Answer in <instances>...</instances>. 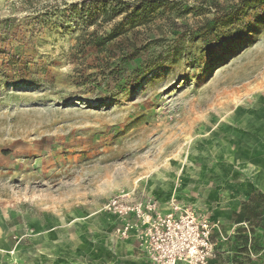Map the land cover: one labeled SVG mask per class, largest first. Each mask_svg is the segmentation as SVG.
I'll return each mask as SVG.
<instances>
[{
	"label": "rangeland",
	"instance_id": "obj_1",
	"mask_svg": "<svg viewBox=\"0 0 264 264\" xmlns=\"http://www.w3.org/2000/svg\"><path fill=\"white\" fill-rule=\"evenodd\" d=\"M169 1L107 41L101 0H0V264H157L120 194L209 223L206 264H233L264 193V3Z\"/></svg>",
	"mask_w": 264,
	"mask_h": 264
},
{
	"label": "built area",
	"instance_id": "obj_2",
	"mask_svg": "<svg viewBox=\"0 0 264 264\" xmlns=\"http://www.w3.org/2000/svg\"><path fill=\"white\" fill-rule=\"evenodd\" d=\"M120 194L110 200L108 208L122 216H134L141 227V239L150 258L157 264H176L188 260L206 264L213 255L212 227L191 215L177 212L163 215L155 201L133 200ZM194 259V260H193Z\"/></svg>",
	"mask_w": 264,
	"mask_h": 264
},
{
	"label": "trees",
	"instance_id": "obj_3",
	"mask_svg": "<svg viewBox=\"0 0 264 264\" xmlns=\"http://www.w3.org/2000/svg\"><path fill=\"white\" fill-rule=\"evenodd\" d=\"M101 1L102 10L105 14H110L112 16L111 19L123 15L122 20L116 22L108 32L107 41H112L137 27L147 25L152 21L154 15H157L158 9H165L167 6L171 5L169 0H133L124 3L115 0ZM261 1L259 3H264V0ZM85 10L88 11L89 9L85 8ZM236 12H240V9ZM234 15H236L234 11L228 13V21L229 19L232 20ZM232 35L233 38L235 36L236 39L241 38V32ZM127 57L129 58L128 60H134L138 57V53L130 52ZM158 59L159 58L155 56V58H152V60L146 64V67H142L144 74L161 64V61ZM235 222L239 223L240 227L235 236L234 244L236 254L233 257L232 263L260 264V262L255 261L256 259L250 257L249 249H252L256 255L262 253L258 256L259 261L264 257V193L255 192L245 198L241 202L240 209L236 214ZM248 233L254 235V239L251 243H249Z\"/></svg>",
	"mask_w": 264,
	"mask_h": 264
},
{
	"label": "crops",
	"instance_id": "obj_4",
	"mask_svg": "<svg viewBox=\"0 0 264 264\" xmlns=\"http://www.w3.org/2000/svg\"><path fill=\"white\" fill-rule=\"evenodd\" d=\"M5 221V218L3 217V215H2V212L0 211V224L1 223H3ZM77 225L78 226H76L74 229L76 230V232H72L73 234H75V235H77V230H78V227H80L79 226V223H77ZM83 225H81V227H82ZM1 228V227H0ZM1 239V238H0Z\"/></svg>",
	"mask_w": 264,
	"mask_h": 264
}]
</instances>
